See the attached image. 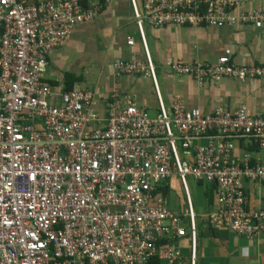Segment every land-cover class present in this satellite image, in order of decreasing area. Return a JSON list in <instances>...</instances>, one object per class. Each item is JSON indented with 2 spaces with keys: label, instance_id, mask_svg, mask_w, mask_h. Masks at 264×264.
<instances>
[{
  "label": "built area",
  "instance_id": "obj_1",
  "mask_svg": "<svg viewBox=\"0 0 264 264\" xmlns=\"http://www.w3.org/2000/svg\"><path fill=\"white\" fill-rule=\"evenodd\" d=\"M112 1L0 0V264H181L184 239L196 264L198 217L188 176L213 191L212 228L251 241L264 236V209H249L245 189L247 180L264 183V113L251 116L245 106L204 113L181 99L168 109L144 28L261 29L264 8L245 10L253 0H143L140 10L130 0L144 60H118L114 74L153 81L152 116L134 95L114 92L100 113L92 89L67 91L48 81L49 53ZM134 43L129 36L127 44ZM166 68L199 85L264 81V66H238L227 54ZM239 137L257 151L235 155ZM174 176L185 211L171 210L162 194ZM163 239L170 243L159 247Z\"/></svg>",
  "mask_w": 264,
  "mask_h": 264
},
{
  "label": "crops",
  "instance_id": "obj_2",
  "mask_svg": "<svg viewBox=\"0 0 264 264\" xmlns=\"http://www.w3.org/2000/svg\"><path fill=\"white\" fill-rule=\"evenodd\" d=\"M140 1L142 3L143 0ZM136 2L139 6L138 0ZM254 8H264V0L251 1L245 10ZM234 13L238 14V11ZM135 26L130 0H113L111 5L104 7L95 21L76 27L62 47L49 53L47 57L49 83L59 85L67 91L92 89L101 98L99 102L101 105L97 109L100 113L103 112L102 104L105 99H110L114 92L120 96L134 95L138 105L145 108L150 115L155 116L158 111V100L153 81L143 76L117 77L114 74L113 66L118 60H144V57H140L143 47L141 48V41H138ZM147 26L148 29L144 27L147 47L153 64V59L156 60L154 67L158 90L168 109L175 100L181 99L187 108H199L204 113H214L220 107L226 111L235 112L241 106H245L251 116L264 113V81L262 80L239 82L232 78H225L219 83L207 81L204 85H199L196 80L187 76L173 75L166 68L167 64L172 61H181L188 65L215 63L220 56L225 54L230 55L232 61L238 66H264V27L256 29L251 24H239L234 28L219 29L205 26L176 27L169 25L156 29ZM147 31L151 38L153 51L147 39ZM83 33L85 37L92 33L98 38L93 48L96 57L93 69L98 73L99 78L96 87L87 84L89 69L84 67V71H81L82 57L79 56L77 60L78 73L74 69L64 71L65 67H63L75 47L80 46L77 36ZM129 36L133 37L134 46L127 44ZM109 59L112 60L107 63ZM91 65L92 63H89V66ZM66 77L72 78L74 82L72 89L66 86ZM112 83V93L105 92ZM203 142L205 140L197 143ZM234 144V153L237 156L245 152L253 153L258 149L255 142H250L249 137L234 138ZM176 177L170 179L167 189L165 188L167 193L162 192V194L171 210L185 211L186 202L183 198L176 195L173 200L174 194L170 182ZM200 184L202 183L198 185ZM245 189L249 209L251 211L264 209V183L247 180ZM211 191V189L205 191L207 212L200 215V219L197 218L196 264H264V236L251 241L227 229L212 228L209 225L207 217L215 206ZM209 197L212 198V203L208 201ZM169 243L168 240L163 239L158 242V245L161 247ZM181 248V264H190L191 248L188 239L183 240ZM149 264L169 263L153 258Z\"/></svg>",
  "mask_w": 264,
  "mask_h": 264
},
{
  "label": "rangeland",
  "instance_id": "obj_3",
  "mask_svg": "<svg viewBox=\"0 0 264 264\" xmlns=\"http://www.w3.org/2000/svg\"><path fill=\"white\" fill-rule=\"evenodd\" d=\"M129 3V1H128ZM139 3V7L140 10H142V3L140 0H138ZM91 24V23H89ZM136 27V26H135ZM146 29H148V26H145ZM89 30V29H88ZM136 32H137V27H136ZM88 33V31H87ZM146 33V30H145ZM76 37V36H74ZM80 40V46H76L75 49L72 51L71 56L68 58V60L63 64V67H65L64 71H68L69 69H74L77 72V68H78V57H82L81 58V64H80V69L81 71H84L83 68H88V79H87V84H90V86L96 87V82H98V77L96 72H94V60L96 59L95 57V53H94V47L96 46V40L98 39L97 36H93V34H88L87 37H85V34H81L79 36H77ZM147 39H149V43H150V47L151 50L153 51V47L151 45V38L148 35V31H147ZM138 41L140 42L139 36H138ZM141 44V43H140ZM83 48L85 50H83ZM142 48V45H141ZM66 49V48H65ZM65 51V50H64ZM111 53V50H110ZM153 56V54H152ZM140 57H144V51L142 48V52L140 54ZM154 58V56H153ZM86 60V62H85ZM112 59H109L107 61V63H109ZM154 64H156V60L153 59ZM89 63H92L91 66H89ZM52 66V65H51ZM156 66V65H155ZM78 73V72H77ZM99 83V82H98ZM113 83L110 84L106 89L105 92H111L113 91ZM158 102V101H157ZM202 144H205V142H203ZM178 148H179V153L180 155L183 157L185 155V152L182 150L181 148V144L178 143ZM187 182H188V186H189V190H190V194L191 197L193 199V203H194V207H195V211L198 215V219H200V215L205 214L208 210V205L206 204V197H205V191L207 189H210L211 187L206 185V184H200V186L198 185L199 183L197 181H195L192 177L188 176L187 177ZM171 183V188L173 190V200L174 197L176 198V195H178L180 198H183L185 200V193L181 187V184L179 183L177 177L173 178ZM198 183V184H197ZM214 197V194H213ZM173 203V201H172ZM175 204V202H174Z\"/></svg>",
  "mask_w": 264,
  "mask_h": 264
},
{
  "label": "trees",
  "instance_id": "obj_4",
  "mask_svg": "<svg viewBox=\"0 0 264 264\" xmlns=\"http://www.w3.org/2000/svg\"><path fill=\"white\" fill-rule=\"evenodd\" d=\"M36 1V0H35ZM66 86H68L69 87V89H72V87H73V84H74V82H72V78H70V77H66ZM167 189V188H166ZM166 189H164V190H162V192H163V194H166L167 193V191H166ZM212 192V195H213V191H211ZM209 202H211L212 203V198L211 197H209V200H208Z\"/></svg>",
  "mask_w": 264,
  "mask_h": 264
},
{
  "label": "clouds",
  "instance_id": "obj_5",
  "mask_svg": "<svg viewBox=\"0 0 264 264\" xmlns=\"http://www.w3.org/2000/svg\"><path fill=\"white\" fill-rule=\"evenodd\" d=\"M195 208V207H194Z\"/></svg>",
  "mask_w": 264,
  "mask_h": 264
}]
</instances>
